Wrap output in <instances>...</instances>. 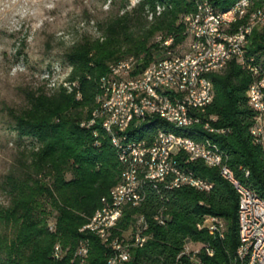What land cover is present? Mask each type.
Masks as SVG:
<instances>
[{
    "label": "trees",
    "instance_id": "obj_1",
    "mask_svg": "<svg viewBox=\"0 0 264 264\" xmlns=\"http://www.w3.org/2000/svg\"><path fill=\"white\" fill-rule=\"evenodd\" d=\"M210 1L216 9L223 10L236 0ZM249 1L252 9L264 11V0ZM128 6L125 0L113 14L97 23L98 36L83 37L65 51L63 61L69 72L64 81L46 91L41 87L29 91L25 108L12 114L18 137L31 139L33 145L27 151L23 173L5 177L10 204L0 209V223L10 224L13 232L11 237L0 235V264H106L111 255L108 241L128 234L137 215H144L148 222L147 241L133 248L131 258L124 264H244L235 256L239 244L236 189L220 176L217 167H207L200 160L186 162L187 155L178 151L176 157L174 148V158L194 170L196 177L211 182V191L185 185L170 190L160 185L154 189L142 182L139 190L146 193L144 202L125 209L119 227L117 224L107 241L79 231L101 207V199L119 183L122 170L110 137L99 121L87 125L97 106L100 79L109 74L113 62L130 56L135 59L136 69L131 77L141 74L163 56L162 42L170 36L172 48H185L188 37L182 18L195 9L190 0H139ZM245 20L231 25L229 31L246 24ZM245 47L248 65H255L259 76H264V27L252 30ZM254 77L246 65L233 58L222 70L209 75L212 101L195 114L209 121L211 127L227 128L228 132H211L201 124L176 129L155 117L129 133L135 139L150 141L154 129L160 127L195 140L209 139L219 147L240 181L264 198V144L254 142L250 133L256 113L246 96ZM244 169L249 172L247 177ZM69 171L71 177L67 178ZM47 201L56 212L54 230L47 227L42 209ZM160 210L165 218L161 225L153 218ZM210 216L224 223L223 238L213 236L206 226L200 227ZM80 239L88 240V254L72 260ZM57 242L63 251L55 259L52 254ZM186 243L202 247L195 261L181 254ZM205 247L212 250V255L206 253Z\"/></svg>",
    "mask_w": 264,
    "mask_h": 264
},
{
    "label": "bare ground",
    "instance_id": "obj_2",
    "mask_svg": "<svg viewBox=\"0 0 264 264\" xmlns=\"http://www.w3.org/2000/svg\"><path fill=\"white\" fill-rule=\"evenodd\" d=\"M190 1L194 3L195 9L193 12L183 15L182 18L184 22L185 16L186 25H184V32L186 37H188V43L186 46H193L195 37H202V30H204V35H211L212 26H214L216 31L226 34L223 37V41H221V47H217L216 59L215 53H206L203 55V59H201V51H206V42H199V51H193V54H186V62H188L186 66L185 60H178V68H185V80L179 78H172L169 80V76L173 75V68L177 66L176 54L172 53H180V50H178L179 48H172V40L166 39L162 42V45L164 46L163 56H168V61H159L158 65L157 60L151 63L141 74H137L134 77H127V74H119V79L110 80L112 72L120 71L124 63L132 64V69H134L135 59L130 56L125 60L115 63L113 62L109 66V74L107 73L108 75L100 79V88L96 96L97 106L87 125L89 126L96 121H99L98 123H100L101 127L110 137L118 161V155H125V145H122L120 141L138 144L145 140L133 138L130 135L129 130L131 131L133 128H137L142 122L149 119V115L163 119L176 129H186L197 124V117L199 116L196 115L195 112L198 113L204 111L205 107L211 103L213 98V86L209 78L210 73L222 70L232 58L234 59V55H230L233 52L232 41L237 39V42H244L245 47L253 28L264 25V11L252 9L249 0H236L231 6L223 10H218L213 6L212 14H219L220 19H212V22H205L203 8L207 3V0ZM236 3H243L244 9L235 8ZM156 10V13L158 14L160 12V7H157ZM151 16L152 14H150L148 18L151 19ZM243 19H246V24L239 25L233 32L229 31L231 25L238 24L239 21ZM157 40H161V37L158 36ZM254 68L259 73V69L257 67ZM200 69H202L203 72V88L207 96V98L203 99L199 98V96L193 91V88L187 87L185 84V81H193V73ZM248 69L250 70V68ZM250 71L253 74V71ZM120 81H126V87L138 86L141 82H147L148 90L153 92V96H156L161 104H140L138 102H131V118H125V129L123 130L120 128V119H113L112 121L105 123V120H109L112 117V110H114L115 117H122V108H129L130 106V99L127 98V91H125L123 82ZM160 83H165V86L160 85ZM246 96L249 106L255 110V101L250 100L249 87ZM117 102H120V106H117ZM187 112L191 113L192 116H195L188 119V126L176 125V120H178L179 117L180 119H187ZM133 123H137V125L133 127ZM258 129H264V115H259ZM250 133L254 140L252 127ZM163 136L174 137L177 138L178 141L187 142L190 145V147H182L179 149V151H182L187 155L188 159L186 162L200 160L204 165L208 166L207 157L202 155V153L195 151V149H210L221 155L218 159L210 160L209 167L222 169V167L227 166L225 156L220 151L219 147L211 140H195L191 137L177 135L157 127L151 134V140L149 141V143H152L154 149H152L151 145H144L142 151L139 152V159L142 163L141 167H138L137 161L121 160V162H119L122 166L119 183L110 190L107 197L101 199V207L96 209L92 214L93 220H87L79 229L80 232L95 235L104 241L108 240L109 234L117 224H103V220H105L106 216L107 201L112 200V195H114L115 191L123 186L130 187V192L135 195H142L139 190L142 182L150 184L154 189H158V187L162 185L165 189L170 190L173 189L176 184L177 188L185 185L198 191H208V189L210 190L213 187L211 182L199 177H196V179H201V186L197 183H191V179H184L183 181L177 182V170L181 173H192V171L189 168L182 166L179 161L174 158L171 151L173 148L175 149V145L165 144ZM254 142L264 144V133H255ZM162 157H164V167L168 172V176L165 177L157 175V170H152V162H160V158ZM231 173L234 174L235 179H237L239 189H236V192L238 197H240V189H242L247 193L249 198H254V200L264 204V198H261L254 190L244 185L232 169ZM140 203L141 200L124 202L123 206H120L119 208V217L123 215L127 207H137ZM163 213L164 212L160 210L153 217L154 220L156 222L157 220H165ZM237 216L239 224V244L237 249H242L240 261L244 264H248L254 260L253 246H249V239L243 238L240 209H238ZM140 219L146 220V217L144 215H137L135 221L133 220V227L136 226L137 220ZM204 226L209 229V217L206 218L204 224L200 227ZM147 230L144 232V240L147 239ZM129 231H127V233ZM118 241L119 236L112 237L108 241L107 246L111 249V255L108 257L106 264H113V261H120V253H118L117 248H115V244H117ZM144 244L145 242H142V246ZM184 246H187V243L184 244ZM62 251L61 243H55L52 254L53 257L58 259L61 256ZM87 254L88 248H86V251H80L78 258H84ZM181 254H183V252ZM256 260H264V253H256Z\"/></svg>",
    "mask_w": 264,
    "mask_h": 264
},
{
    "label": "rangeland",
    "instance_id": "obj_3",
    "mask_svg": "<svg viewBox=\"0 0 264 264\" xmlns=\"http://www.w3.org/2000/svg\"><path fill=\"white\" fill-rule=\"evenodd\" d=\"M138 1L128 0V7ZM124 2L0 0V209L10 204L5 177L23 173L27 151L33 145L31 139L18 137L12 114L25 108L29 91L40 87L46 91L64 81L69 72L63 61L65 51L83 37L98 36L97 23ZM65 175L70 178L71 172ZM42 209L47 227L54 230L56 212L49 201ZM12 232L10 224L0 223V235L11 237Z\"/></svg>",
    "mask_w": 264,
    "mask_h": 264
},
{
    "label": "built area",
    "instance_id": "obj_4",
    "mask_svg": "<svg viewBox=\"0 0 264 264\" xmlns=\"http://www.w3.org/2000/svg\"><path fill=\"white\" fill-rule=\"evenodd\" d=\"M213 4L210 0H207L203 11L205 16V22H212V19H220L219 14H212ZM235 8L244 9L243 3H236ZM183 25H186L185 16ZM254 29V28H253ZM226 34H223L219 31H216L214 26H212L211 35H204V30H202V37H195V41L193 46H186L184 49L180 50V53H172L176 54L177 66L173 68V75L169 76V80L172 78H179L185 80V68H178V60H185V66L188 62H186V54H193V51H199V42H206V51H201V59H203V55L206 53H215L216 59V50L217 47H221V41H223V37ZM168 40H173L170 36ZM167 42V41H166ZM233 43V52L230 55H234V59L241 63L242 65H246L250 70L253 71V75L255 76L252 82L249 84L250 88V100L255 101V113L256 117L254 119V123L252 125V132L255 140V133H264V129H258V115H264V77L259 76L258 71L253 67L249 66L245 56L247 49L244 47V42H237V39L232 41ZM159 61H168V56H162L158 58ZM136 73V69H132V64H123L120 71L112 72L111 79H119V74H127V77H131ZM150 81V76H149ZM123 82V86H125V91H127V98L130 99L129 108H122V117H115L114 110H112V117L109 120H105V123L108 121H112L113 119H120V128L125 129V118H131L130 115V107L131 102H138L140 104H150V103H159V100L156 96H153V92L148 90L147 82H141L138 86L126 87V81ZM187 87L193 88V91L199 96V98H207L205 94V90L203 88V72L202 69L197 70L193 73V81H185ZM160 85H164L165 83H160ZM161 105V104H160ZM117 106H120V102H117ZM192 116L191 113L187 112V119L176 120V125L188 126V119ZM155 118L149 115V120ZM197 124H201L204 129H209L211 132L217 133H225L228 132L227 128H213L209 124V121H202L201 117H197ZM137 123H133V127H135ZM165 144H173L176 149V157L177 152L182 147H190L187 142H180L177 138L174 137H164ZM122 145H125V155H118L119 162L121 160H131L137 161L138 167H141V162L139 159V152L142 151L144 145H151L149 143V139L143 140L142 143L131 144L126 143L124 141H120ZM152 149L153 146H152ZM195 151L202 153V155L206 156L209 162L212 159H218L221 155L219 153H215L214 150H201L195 149ZM152 170H157V175L160 176H168V172L164 167V157L160 158V162H152ZM220 176L227 180L234 189H239L237 184V179H235L234 174L231 173V167L227 163L226 167H222V169H218ZM244 177H247L249 172L247 169L243 170ZM151 178V177H149ZM184 179H191V183H197L201 186V179H196V174L193 170L192 173H181L177 170V182L183 181ZM177 188V184L173 189ZM208 189V188H207ZM208 191H211L208 189ZM146 197V193L142 192V195H135L130 192V187H121L115 191L114 195H112V200L107 201V210L105 220H103V224H118L122 219L119 217V208L123 206L124 202H129L131 200H141V203L144 202ZM238 209L241 210V227L243 229V238L249 239V246H253L254 252V260L248 264H264V260H256V253H264V204L261 202L254 200V198H249L247 193L240 189V197H238ZM87 220H93L92 215L87 218ZM165 220H157V224H164ZM53 230V226L50 228ZM147 230V220L140 219L137 220V224L135 227L130 228L129 234L119 235V241L115 244V248H117V252L120 253V261H113V264H124L131 258V250L133 248L142 247V242H146L144 240V232ZM208 231L215 237L223 238L224 236V223L222 220L215 216L209 217V229ZM86 248H89L87 239H80L74 248V252L72 255V260L75 259L76 256L79 255L80 251H86ZM202 249L201 246L196 244L187 243V246H183V255H186L188 258H194L196 254ZM110 250V248H109ZM205 251L207 254L212 255V250L208 247H205ZM242 253V249H236V258L240 262V256ZM64 255H62L63 257Z\"/></svg>",
    "mask_w": 264,
    "mask_h": 264
}]
</instances>
